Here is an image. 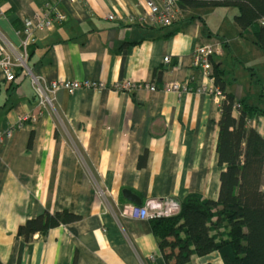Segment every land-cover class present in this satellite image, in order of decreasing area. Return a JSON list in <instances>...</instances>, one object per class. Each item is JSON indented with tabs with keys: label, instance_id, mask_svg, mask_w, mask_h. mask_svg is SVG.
Listing matches in <instances>:
<instances>
[{
	"label": "crops",
	"instance_id": "crops-1",
	"mask_svg": "<svg viewBox=\"0 0 264 264\" xmlns=\"http://www.w3.org/2000/svg\"><path fill=\"white\" fill-rule=\"evenodd\" d=\"M0 7L1 41L26 60L0 93V130L14 128L0 144V264H169L152 220L126 218L122 209L180 205L191 193L219 197L221 102L214 79L193 67L198 45L221 41L214 60L226 68L218 7L191 10L167 27L150 22L144 0H0ZM49 11L52 25L26 49L28 21ZM234 29L231 56L240 60L250 49L236 22ZM64 80L106 87L52 89ZM123 81L136 86L113 87ZM239 88L228 89L245 96ZM37 112L39 122L25 120ZM64 210L79 218L30 241L19 234L28 219ZM186 264L225 262L215 251Z\"/></svg>",
	"mask_w": 264,
	"mask_h": 264
},
{
	"label": "trees",
	"instance_id": "trees-1",
	"mask_svg": "<svg viewBox=\"0 0 264 264\" xmlns=\"http://www.w3.org/2000/svg\"><path fill=\"white\" fill-rule=\"evenodd\" d=\"M179 6L184 15L205 7L237 8L240 36L252 37L264 51V0H179ZM226 74L213 57V78L224 96L216 143L223 167L218 199L191 193L179 214L152 220L169 264L171 257L174 264H186L215 251L225 264H264V132L252 124L264 117V108L228 89ZM78 218L68 210L45 212L21 224L18 232L30 241L36 233Z\"/></svg>",
	"mask_w": 264,
	"mask_h": 264
},
{
	"label": "built area",
	"instance_id": "built-area-1",
	"mask_svg": "<svg viewBox=\"0 0 264 264\" xmlns=\"http://www.w3.org/2000/svg\"><path fill=\"white\" fill-rule=\"evenodd\" d=\"M76 1V0H72ZM147 7L148 16L150 22L155 26H170L179 21L184 13L181 11L179 6V0H144ZM4 14L3 9L0 7V17ZM59 17L65 19L63 14H59ZM54 21V16L51 11L43 12L36 20L28 21L26 29L24 31L25 40L24 45L27 49L28 45L36 40L35 32L38 30L45 29L46 27L52 25ZM3 36H0V93L1 86L4 81H15L17 79L16 70L25 65L26 60L24 56L13 58L11 53L4 47L2 41ZM2 40V41H1ZM224 48L221 41L209 42L205 44L198 45L194 50V63L193 67L195 69L201 70L205 75L211 77L213 81V57L218 54H222ZM166 61H170V57L165 58ZM40 80V77L37 78ZM136 85L132 81H123L116 83L113 87L117 90H130ZM145 87L150 89H157L154 84H146ZM53 90L64 89L71 93L79 88L85 87H96L102 89L106 85L101 82H91L88 80L78 81V80H64V81H54L51 85ZM171 87L175 90H180L181 85L179 83L171 84ZM203 88H207L204 85ZM211 89V88H209ZM212 90V89H211ZM216 100L221 102L223 100V93L217 86L215 89ZM37 91L45 98V91L42 84L39 82L37 86ZM47 96V95H46ZM25 120H30L33 123H37L40 120V112L27 115ZM14 134V128L9 127L0 130V144L4 143L6 139H10ZM181 211V205H166L163 201L158 200L151 201L150 203L143 204H129L125 205L122 209V215L126 218H136L144 220H153L161 217H171L179 214ZM99 264H105V260L100 259Z\"/></svg>",
	"mask_w": 264,
	"mask_h": 264
},
{
	"label": "rangeland",
	"instance_id": "rangeland-1",
	"mask_svg": "<svg viewBox=\"0 0 264 264\" xmlns=\"http://www.w3.org/2000/svg\"><path fill=\"white\" fill-rule=\"evenodd\" d=\"M222 25L226 31H221L228 43H225L226 55L224 56V63L226 66V78L233 90L242 88V94L248 97L251 103L260 105L264 108V51L260 48L252 37L247 38L249 45V52L244 53L240 60L232 58V50L237 45V42L232 41L237 32H235V16L238 9L235 7L219 6L216 10ZM221 16V17H219ZM215 20V21H216ZM232 46V49L230 47ZM254 68V69H251ZM239 84V85H238ZM256 119L257 127H264V117ZM258 120V122H257ZM254 121V120H253ZM252 121V122H253Z\"/></svg>",
	"mask_w": 264,
	"mask_h": 264
},
{
	"label": "water",
	"instance_id": "water-1",
	"mask_svg": "<svg viewBox=\"0 0 264 264\" xmlns=\"http://www.w3.org/2000/svg\"><path fill=\"white\" fill-rule=\"evenodd\" d=\"M131 200L134 201L135 203H139V199L137 197H132L130 196Z\"/></svg>",
	"mask_w": 264,
	"mask_h": 264
},
{
	"label": "clouds",
	"instance_id": "clouds-1",
	"mask_svg": "<svg viewBox=\"0 0 264 264\" xmlns=\"http://www.w3.org/2000/svg\"><path fill=\"white\" fill-rule=\"evenodd\" d=\"M223 48H224V46H223Z\"/></svg>",
	"mask_w": 264,
	"mask_h": 264
}]
</instances>
